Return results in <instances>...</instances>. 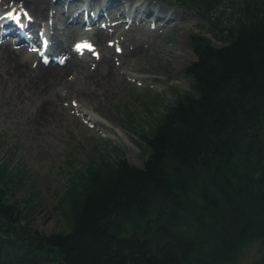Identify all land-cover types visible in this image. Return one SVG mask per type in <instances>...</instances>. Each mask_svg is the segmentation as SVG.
I'll use <instances>...</instances> for the list:
<instances>
[{
	"label": "trees",
	"instance_id": "1",
	"mask_svg": "<svg viewBox=\"0 0 264 264\" xmlns=\"http://www.w3.org/2000/svg\"><path fill=\"white\" fill-rule=\"evenodd\" d=\"M160 1L202 19L191 91L144 136L142 167L101 157L72 173L64 231L21 225L0 176V264H234L264 248V0Z\"/></svg>",
	"mask_w": 264,
	"mask_h": 264
},
{
	"label": "rangeland",
	"instance_id": "2",
	"mask_svg": "<svg viewBox=\"0 0 264 264\" xmlns=\"http://www.w3.org/2000/svg\"><path fill=\"white\" fill-rule=\"evenodd\" d=\"M124 1L126 5L134 2ZM146 1L155 8L164 6L158 0ZM12 3L4 7L7 9ZM167 10L176 13L177 28L171 26L159 33L162 21L155 16L144 17L142 30L148 34L135 35L148 51L132 58L124 56L122 63L116 61L120 63L122 76L114 84L116 94L101 104L106 107L102 106L105 113L99 112L100 115L91 112L99 102L96 98L73 97L79 103L74 102L70 113L67 102L61 105L54 101L62 76L56 79V75L47 73L33 80L26 74V69L32 72L28 63L42 60L40 53L37 56L24 53L17 58L0 50V176L7 202L22 211L21 225L46 234L66 230L68 214L63 195L68 180L74 171L84 173L89 165H98L101 157L109 163L123 159L131 165L143 166L149 152L144 136L150 133L165 107L176 101L177 93L191 91V78L184 74L186 65L195 58L189 36L205 31L195 11L177 4L168 5ZM153 19L156 24L152 27ZM176 43L180 44L178 49ZM213 44L221 45L218 41ZM58 54L66 57L64 53ZM55 56H49L50 60ZM22 66L24 72L20 71ZM130 74L134 76L132 81L128 78ZM78 82L82 90L93 91V97L102 90V85ZM106 85L109 89L110 85ZM263 249L258 242L246 244L234 264H251Z\"/></svg>",
	"mask_w": 264,
	"mask_h": 264
},
{
	"label": "bare ground",
	"instance_id": "3",
	"mask_svg": "<svg viewBox=\"0 0 264 264\" xmlns=\"http://www.w3.org/2000/svg\"><path fill=\"white\" fill-rule=\"evenodd\" d=\"M10 2L13 3L7 7L5 15L7 16L10 11L17 13L19 23L13 25L7 18L2 22L0 50L4 51L8 57L17 56L19 58L24 53L30 52L37 56L40 52L30 50L28 43L31 39H37L40 31H45L48 41L45 52L47 60L37 59L34 64L27 62V68L32 72L27 69L25 72L33 80L49 75L47 73L56 75V79L62 76L63 82L60 90L54 95V101L61 105H66L64 103L67 102V113H70V109H74V102L79 101L72 100L73 97L80 100L84 97L96 98L99 102L94 104L95 107L91 108V112L98 115H100L99 112L105 113L103 107L106 106L101 104L107 103L109 97L116 94L114 84L117 77L121 75L119 67L122 57L132 58L146 54L145 52L148 51L143 44L137 42L139 38L135 35L148 34L146 30H142L145 16H155L156 19L162 21L157 30L159 33L171 26L177 28L176 13H169L168 5L151 8L152 5L146 0H138L136 3L128 2L129 5H126L127 1L124 0H0V8ZM82 2L88 3L87 10L82 9ZM91 4L92 8H90ZM24 12L28 14L26 20L23 18ZM135 15L138 16V20H135ZM30 28H32L31 36L28 39L27 33ZM12 32L20 35L19 43L11 40ZM84 43L92 45L93 50L77 51L76 45ZM175 45L177 49L180 46L179 43ZM185 46L187 47L186 43ZM119 48H121L120 53H117ZM16 51L19 54H16ZM167 51H170V48ZM57 53H64L66 57L62 62L53 63L54 58L50 60L49 56H55ZM116 61L120 63L117 64ZM20 71L24 72L23 66ZM133 77L130 74L128 78L132 81ZM124 79L126 80V77ZM79 80L90 83L91 86L92 84L102 85L103 88L101 86V92H96L97 96L93 97L91 93L93 91L82 90L78 87ZM106 84L110 85L109 89L106 88Z\"/></svg>",
	"mask_w": 264,
	"mask_h": 264
},
{
	"label": "snow or ice",
	"instance_id": "4",
	"mask_svg": "<svg viewBox=\"0 0 264 264\" xmlns=\"http://www.w3.org/2000/svg\"><path fill=\"white\" fill-rule=\"evenodd\" d=\"M24 15L27 17L28 14L25 12ZM6 18L11 19L13 21H17V22L19 21V16L18 15H14L13 12H11V11L7 13V17ZM0 19H5V17L0 16ZM76 49H77V51H82L83 49H88V50L92 51L93 47L90 44L84 43V44L76 45Z\"/></svg>",
	"mask_w": 264,
	"mask_h": 264
}]
</instances>
